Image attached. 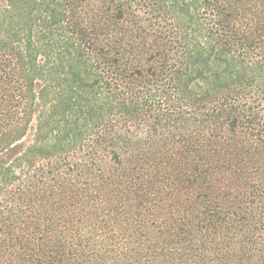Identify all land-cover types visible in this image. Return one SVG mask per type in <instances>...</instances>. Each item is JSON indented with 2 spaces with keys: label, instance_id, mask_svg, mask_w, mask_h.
<instances>
[{
  "label": "trees",
  "instance_id": "1",
  "mask_svg": "<svg viewBox=\"0 0 264 264\" xmlns=\"http://www.w3.org/2000/svg\"><path fill=\"white\" fill-rule=\"evenodd\" d=\"M0 264H264V0H0Z\"/></svg>",
  "mask_w": 264,
  "mask_h": 264
}]
</instances>
